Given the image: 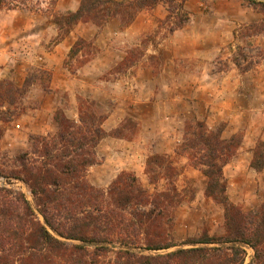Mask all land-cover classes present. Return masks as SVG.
Here are the masks:
<instances>
[{
  "label": "trees",
  "instance_id": "obj_1",
  "mask_svg": "<svg viewBox=\"0 0 264 264\" xmlns=\"http://www.w3.org/2000/svg\"><path fill=\"white\" fill-rule=\"evenodd\" d=\"M13 1L0 0V7L19 8ZM158 1L80 0L75 10L54 16L58 40L78 22H91L100 30L118 19L120 28H125L140 10ZM164 1L183 10L177 0ZM245 1L264 13V1ZM175 14L166 15L170 32L188 20L187 13L177 18ZM247 27L255 29L258 23ZM92 44L77 38L68 58ZM232 62L241 69L237 56ZM1 84L12 88L9 81ZM77 104V120L57 107L56 130L30 135L29 149L16 157L20 170L12 177L26 184L31 199L0 185V264H245L247 248L252 250L248 264H264V202L244 211L227 194L223 167L240 146L236 135L224 138L222 129L211 131L203 121L186 124L179 153L206 178L204 195L222 206L224 234L216 237L204 231L177 244L171 235L169 204L176 195L174 187L172 192L150 193L128 171L117 174L105 189L88 180V169L100 163L96 146L106 136L120 137L121 128H103L106 114L96 101L77 97ZM251 153L249 167L264 170V141L258 140ZM162 166V156L147 157L145 173L150 183Z\"/></svg>",
  "mask_w": 264,
  "mask_h": 264
},
{
  "label": "rangeland",
  "instance_id": "obj_2",
  "mask_svg": "<svg viewBox=\"0 0 264 264\" xmlns=\"http://www.w3.org/2000/svg\"><path fill=\"white\" fill-rule=\"evenodd\" d=\"M79 2L80 0H14L13 3L19 5V8L7 9L4 5L0 7V23L4 25L3 28L14 27L13 29H15V27L20 26L21 21L27 18L30 24L39 25L38 30H41L43 26L46 29L43 36H39L38 32L35 35L33 28L32 31L30 29L29 43L27 44L28 57L25 60L26 65H24L23 71L0 78V92L4 93L3 97L0 96V185L22 191L29 200L31 196L26 184L12 177V173H17L20 170L16 157L29 149L30 135H46L56 130L53 113L57 107L62 108L68 118L77 120L79 112L77 97L92 99L80 90L71 91L52 88V68L48 62L49 60H47V52L61 41L58 40L59 31L57 25L53 22L54 16L75 10ZM177 3L182 5L183 10L179 6H170L164 0H159L155 6L144 8L137 13V15L152 13L151 10L159 6L165 16L157 18V25L153 31L142 35L139 41L130 44L127 49L123 50L124 54L115 59L111 67L106 69L103 74L104 78L115 79L132 74L144 62H149L153 66L152 73H158L163 63L162 56L159 53H149L148 50L160 49L161 51L164 49L162 40L175 32V30L169 31L172 24L170 21H165L168 11L177 13L175 14L176 18L183 13L188 15V20L178 28L179 30L183 28V35L177 36L176 41L183 40L184 37L193 34L209 38L230 36L231 41L229 43L233 45V48L228 44H224L221 48L223 50L214 52L209 60L198 58L195 61L190 60L187 62V65L193 66L195 71H199L198 67L201 69L204 64H208L207 69L212 71L227 70L229 66H233L238 74H244L245 71L253 68L258 63H264L263 12L253 8L245 0H177ZM174 19L172 18L171 21H174ZM110 22H117L119 30L128 27L120 28L118 19H112L104 26ZM78 23L90 27L94 34L88 39L81 37L86 41H92V46H83L71 58H68V51L66 52L63 67L66 68L68 73L73 74L98 54L100 49L95 44V40L104 28L103 26L100 30H97V27L91 22ZM251 23H258V27L248 29L247 26ZM232 32H235V34L233 35ZM24 34L27 33L24 32ZM19 35L21 36V34ZM212 44L213 42L210 40H205L203 43L209 49ZM171 45L175 47L178 44L172 41ZM109 46L115 47L116 45L109 44ZM231 49L233 54H228ZM234 56L238 57L241 69L233 65L232 58ZM13 63L14 65L19 64L16 61ZM242 69L245 70L242 71ZM3 81L11 82L12 88L6 87L5 84L2 85ZM97 104L106 114L98 102ZM253 106L259 108L257 102H253ZM190 116L191 114L187 113L177 124L181 136L177 139L174 153H152L148 155L158 154L162 156L163 166L159 168L160 173L154 183H150L145 173V161L148 156L143 161L142 170L140 163L139 170H120L124 161L121 154H116L118 159L114 160L116 164L111 165L110 169L107 167L100 168L104 156L101 152L103 146L98 147L99 144L96 146V153L100 163L93 165V168H89L87 173L88 180L93 185L103 189L107 188L121 171L132 172L140 184L150 193L158 191L172 192L174 187L176 195L169 204L173 215L171 235L177 244H181L188 238L196 237L204 231L216 237L224 234L222 206L204 195L206 178L191 165L184 153H179L186 124L193 123L196 120L203 121L211 131L222 129L221 135L224 138L236 135L241 141L240 146L243 143L246 129L242 126V128L224 135L226 122L207 119V115L201 119ZM116 127L121 128L120 137H106L132 140L140 128V121L133 116L125 115ZM103 128L106 131L113 129ZM258 128L264 134V122H261ZM258 140L264 141V139L257 137L255 143ZM239 148L223 167V175L227 182V194L229 199L244 211L255 210L260 203L264 202V170L255 171L249 167V164L246 167L244 161H241V165L237 166V169L234 168L233 162ZM166 165H171V168L167 169ZM235 169L239 174H236ZM112 174L115 176L112 177ZM251 257L252 250L247 248L245 264L250 262Z\"/></svg>",
  "mask_w": 264,
  "mask_h": 264
},
{
  "label": "crops",
  "instance_id": "obj_3",
  "mask_svg": "<svg viewBox=\"0 0 264 264\" xmlns=\"http://www.w3.org/2000/svg\"><path fill=\"white\" fill-rule=\"evenodd\" d=\"M151 11L138 14L123 30L118 29L117 22L104 26L95 40L100 49L98 54L74 74L63 67L64 57L77 37L88 39L93 36L94 31L90 27L76 24L47 52L52 68V88L80 90L96 100L107 115L103 127H116L125 115L140 121L134 139L105 137L99 143L98 147L106 148L101 150L104 159L100 168L110 169L111 165H115L116 154H121L124 160L120 170L133 171L139 170V163L142 170L143 161L149 154L174 153L177 139L181 136L177 124L187 113L195 119L207 115V119L226 122L224 135L244 126V140L233 163L236 169L241 161L247 167L255 140L257 137L264 139L258 128L264 122V63H258L244 74H238L233 66L227 70L212 71L207 69L208 64H204L201 69L198 67L199 71H195L193 66L187 65L190 60H209L214 52L222 51L224 44H231L229 35L209 38L193 34L176 41L177 36H182L184 32L183 28L178 29L162 40L164 49L148 50L162 56L163 63L158 73H152L153 66L144 62L132 74L115 79L103 77L114 60L124 54L123 50L139 41L142 35L153 31L157 18L165 16L159 6ZM0 24V78H3L23 71L28 57L30 29L32 31L33 28L34 34L38 32L39 36H43L46 29L43 26L38 30L39 25L30 24L27 18L15 29L3 28L4 25ZM205 40L213 42L210 49L203 45ZM172 41L178 45L172 47ZM108 42L116 46H109ZM230 47L233 48V45ZM228 54H233V50ZM14 61L19 64L14 65ZM253 102H257L259 108H254ZM236 169V174H239Z\"/></svg>",
  "mask_w": 264,
  "mask_h": 264
}]
</instances>
